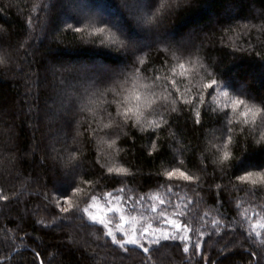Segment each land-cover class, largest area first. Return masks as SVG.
<instances>
[{
    "label": "trees",
    "instance_id": "1",
    "mask_svg": "<svg viewBox=\"0 0 264 264\" xmlns=\"http://www.w3.org/2000/svg\"><path fill=\"white\" fill-rule=\"evenodd\" d=\"M141 1L144 20L138 34L133 22L118 12L121 0H0V195L9 197L0 201V244L6 245L0 252L10 257L4 264H41V260L43 264H255L252 253L264 247L254 235V242L249 243L244 231L247 224L240 226V214L246 208L249 215L252 210L262 213L253 221L264 218V186L253 189L235 176L264 167V140L236 118L226 149L233 175H225L219 163L222 152L213 145L221 127L216 117L222 113L213 112L212 97H208L211 106L206 112L203 106L196 109L202 111V127L195 123L194 111L176 104L183 111L165 113L169 123H161L159 129L129 122L118 129L109 126L105 131L110 136L104 131L93 133L92 128L104 129L108 124L99 117L93 119V111L80 113L61 105L60 99L91 86L65 70L122 71L130 63L132 50L142 49L138 55L150 75L153 68L160 69L165 57L175 63L179 45L187 50L183 62L189 72L199 73L198 81L215 78L230 95L243 92L259 106L264 99V0H181L179 7L171 8L170 0ZM74 11L78 13L72 16ZM113 36L123 39L129 51L119 42L113 44ZM187 84L186 79L180 85L182 91ZM216 102L222 106L224 98L217 95ZM168 103L171 107L173 100ZM109 111L115 115V105ZM149 119L159 121L157 116ZM112 140L116 143L109 148ZM67 149L78 150L76 185L81 192L70 193L74 179ZM109 167L128 170L126 177L117 178L124 183L103 179ZM172 167L194 178L172 181L174 186L181 184L173 199L183 198L182 207L193 202L182 219L200 227L205 224L200 217L208 214L201 228V255H195L191 246L186 254L183 245L171 242L152 245L148 254L133 246L122 249L83 213L91 203L90 199L85 203V198L97 185L101 209L106 203L104 193L120 187L125 188V195L128 190L136 197L163 195L158 182L168 183L164 174ZM85 179L91 184L83 183ZM54 192L70 193L69 203L78 207L61 213ZM218 195L223 207L215 203ZM61 206L68 205L61 201ZM222 216V225L237 223L231 228L221 226L217 234L211 220ZM117 238H122L119 233Z\"/></svg>",
    "mask_w": 264,
    "mask_h": 264
},
{
    "label": "snow or ice",
    "instance_id": "2",
    "mask_svg": "<svg viewBox=\"0 0 264 264\" xmlns=\"http://www.w3.org/2000/svg\"><path fill=\"white\" fill-rule=\"evenodd\" d=\"M180 2L181 0H170L169 7H179ZM44 7L47 6L44 5ZM76 30L79 31L78 28ZM96 31L103 32L104 30L97 28ZM111 42L113 44L119 42L125 52L129 51V45L123 39L118 41L113 36ZM142 51V49H133L130 63L122 71H114L108 68L92 70L88 67L65 70L75 73L82 81L90 82L91 86L82 93L69 97L67 100L60 99L61 105L67 104L68 109H75L80 113L86 110L93 111V119L99 117L101 122L108 121L104 129L98 130L92 128L93 133L98 134L100 131H104L105 135L110 136L111 133L105 131L109 126L118 129L121 125L125 127L129 126V122L136 127L143 128L146 125H151L155 129H159L161 123H169L164 115L165 113L183 111V108L177 107L176 104L187 105L190 110L194 111L195 123L202 127V111H196V109L203 106V111L206 112L211 106L208 97H212V102L216 103V107L212 109L213 112L222 113V115H217L216 117V122L221 127L219 128L220 135H214L213 137V145L216 147L217 152H222L219 159L221 171L225 175H233L231 171L233 163L229 159L230 153L226 150L232 139L230 133L233 130V122L236 118H240L239 122L245 126H249L248 131L253 136L259 133L261 140H264V99H261L259 106H257V104L250 102L252 97H246L243 92L237 96L230 95L227 91L223 90L215 78H210L203 82L198 81L197 76L199 73L189 72V69L183 62V54L187 50L179 45L176 48V52H179L180 55L176 56L175 63H169L168 58L165 57V63L161 64L160 69L153 68L149 75L148 65L144 64V60L138 55ZM175 55L176 53L174 52ZM158 59L156 62H158ZM158 72L163 74H157ZM178 75L180 79H177ZM41 79L43 80L44 78ZM186 79L188 80V84L182 91L180 85ZM140 81H150L151 83H140ZM157 89H162V92H158ZM41 95H44V93H41ZM217 95L224 98L222 106L216 102ZM241 96L244 98H240ZM170 98L173 100L171 107H169L168 103ZM93 105L95 107H91ZM113 105L116 108L115 115L109 111ZM68 115L69 112L66 110V120ZM152 116L159 117V121L150 120L149 117ZM89 126L91 127V123ZM115 143L116 141L112 140L109 148ZM152 143L155 146V141ZM221 145L223 148L220 147ZM67 150L69 151L71 163L70 175L74 179V187L70 193L81 192L82 189L76 185V179L80 176V172L78 171L79 162H76L78 150ZM242 173L235 175L236 180L250 184L253 189L264 186V167H258L255 171L245 170ZM127 175L128 170L124 167H109L107 175H104L103 179L109 183H124L123 180L117 178L121 176L126 177ZM164 178L168 181L167 184L163 181L158 182L160 187L164 189L163 195L154 193L148 196L140 195L136 197L131 194V190H128L129 194L125 195V188L120 187L113 192L104 193L102 199L106 203L102 209L97 203L98 197L95 194L96 187H99L97 185L93 187L91 194L85 198V203L89 199L91 203L87 204L82 211L87 215L89 221L103 227L105 236L111 238L113 245H117L122 249L126 248V246H133L148 254L152 250V245H160L161 242H171L177 247L183 245V251L186 254L189 253L191 246L195 250L194 254L199 256L201 255L200 240L203 239L204 235L201 228L207 224L208 214L205 213L203 217H200L201 220L205 221V224L200 227H194L191 222H185L182 218L186 215L187 205H191L193 202L189 200L187 205L182 207L183 198L180 201L173 199L179 195L178 189H180L181 184L176 183L175 186L172 184L173 180L177 182H191L194 178L179 167H172L170 171L164 174ZM82 182L91 184V181L87 179ZM216 187L220 188V185L217 184ZM70 193L60 195L54 192L56 204L61 213H70L74 207H78L69 203ZM8 199V196L0 195V201H7ZM61 201L68 206H61ZM148 201H151V203L149 204ZM215 203L221 207L224 206L223 202L219 199V195ZM240 206L238 202L237 208ZM94 207L98 209V214L92 212V208ZM140 209H144V211L141 212ZM149 212L152 215H148ZM248 212L249 209L247 208L241 212L240 226L244 228L245 223L247 224L244 231L247 233L249 243L254 242L252 240L254 235L257 240L264 244V237L261 235V230H264V218L253 221L254 217H261L262 213L252 210L251 215H249ZM109 213H111V216L108 215ZM224 219L225 217L222 216L220 219L214 218L211 220L212 228L216 229L217 234H219L221 226L231 228L237 223L236 221H231L222 225ZM117 233L122 238L118 239ZM193 235H198L199 239L193 240ZM145 245H148V247H145ZM3 247H6V245L0 244V249ZM36 257L40 259V252H36ZM9 258V256H5L0 252V264H4ZM252 260L255 261V264H261V261H264V247L260 249L259 253L255 251L252 253ZM41 264H43L42 260Z\"/></svg>",
    "mask_w": 264,
    "mask_h": 264
},
{
    "label": "rangeland",
    "instance_id": "3",
    "mask_svg": "<svg viewBox=\"0 0 264 264\" xmlns=\"http://www.w3.org/2000/svg\"><path fill=\"white\" fill-rule=\"evenodd\" d=\"M121 5L117 6L119 14L125 15L135 25V31L140 34L141 27L143 26L144 16L141 15L140 9L142 8L143 1H131L126 4L124 0H121ZM130 5V6H129ZM78 12L74 11L73 15H77ZM95 213L98 214V209L94 207Z\"/></svg>",
    "mask_w": 264,
    "mask_h": 264
}]
</instances>
